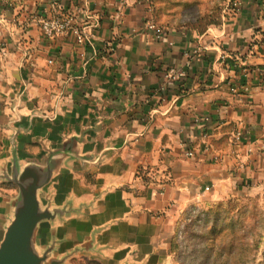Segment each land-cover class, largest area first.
I'll return each mask as SVG.
<instances>
[{
  "label": "crops",
  "instance_id": "1",
  "mask_svg": "<svg viewBox=\"0 0 264 264\" xmlns=\"http://www.w3.org/2000/svg\"><path fill=\"white\" fill-rule=\"evenodd\" d=\"M241 1L238 11L226 12L227 3L222 25L204 34L169 29L162 38L146 29L148 1L91 0L86 45L42 34L36 17L48 0L0 9V167L11 157L10 125L21 128L22 161L87 132L79 149L92 161L63 165L47 188L57 206L87 205L56 222L67 239L61 253L96 233L101 253H82L88 259L172 264L170 241L188 206L264 194V0ZM237 65L249 72L237 83L241 97L231 91ZM171 69L186 76L172 80ZM2 186L0 208L17 196L5 198L11 189ZM52 228L41 225L43 245Z\"/></svg>",
  "mask_w": 264,
  "mask_h": 264
},
{
  "label": "water",
  "instance_id": "2",
  "mask_svg": "<svg viewBox=\"0 0 264 264\" xmlns=\"http://www.w3.org/2000/svg\"><path fill=\"white\" fill-rule=\"evenodd\" d=\"M20 119V117H19ZM11 157L0 167V181L13 184L18 194L10 203L0 208V264H68L82 253H101L92 240L61 253V245L67 241L59 238L55 224L64 222L73 214H81L86 204L76 207L73 200L57 206L54 194L47 189L63 165L71 162H91V156H81L79 146L86 143V134L68 137L55 148H46L47 154L41 159L22 161L17 135L20 129L10 125ZM50 222L51 241L43 245L40 229Z\"/></svg>",
  "mask_w": 264,
  "mask_h": 264
},
{
  "label": "trees",
  "instance_id": "3",
  "mask_svg": "<svg viewBox=\"0 0 264 264\" xmlns=\"http://www.w3.org/2000/svg\"><path fill=\"white\" fill-rule=\"evenodd\" d=\"M148 1L153 19L158 26L169 30L187 29L198 34L206 33L211 27L221 26L223 15L228 0H144ZM26 0H0V9L15 8L24 4ZM6 135L0 130V158L5 152ZM4 185V184H3ZM12 184L6 183L5 187ZM12 187V186H11ZM238 198H233L225 202L215 203L206 208L193 218L194 222H199V248L198 264H227L233 257V244L227 238L232 236L233 224H231L230 214L236 208ZM200 205V204H199ZM189 214V213H188ZM186 214V215H188ZM180 231V230H179ZM178 231V232H179ZM185 227L182 235L185 233ZM177 233L173 239V250L178 248ZM235 241L239 242V254L237 264L248 263L253 254V247L244 234ZM86 264H102L98 260L87 259Z\"/></svg>",
  "mask_w": 264,
  "mask_h": 264
},
{
  "label": "rangeland",
  "instance_id": "4",
  "mask_svg": "<svg viewBox=\"0 0 264 264\" xmlns=\"http://www.w3.org/2000/svg\"><path fill=\"white\" fill-rule=\"evenodd\" d=\"M234 2L235 0H232V3ZM238 2L241 3L239 5V8H241L243 2L241 0H238ZM6 183L7 182L1 183L0 187H3L2 184L5 185ZM11 186V195L9 196L4 193L3 195L5 198L9 197L8 199H10L11 196L14 197L17 195L18 190L16 186L13 184ZM1 192L3 191L1 190ZM233 198H238L239 201L236 204L234 211L230 214L231 224H233L234 227L233 232H228L232 233V236L228 237L227 241L232 242L234 248L232 251L233 257L228 260L227 264H237L240 244L235 240L238 237L241 238L244 234H246V237L251 245L255 247L249 262L244 264H264V194L255 192L229 197L224 200L203 201L201 203L188 206L182 213H180V218L176 222L175 232L170 241V251L173 261L172 264H198L199 257L197 254L200 238L197 232L199 231V222H194L193 218L201 212V209ZM184 227L186 231L182 235ZM177 233L179 234V238H177L176 241L178 248L173 250V239ZM62 251L63 253L65 252V250ZM87 259L88 258L85 254H80L70 260L68 264H86ZM216 264H220V262L216 260Z\"/></svg>",
  "mask_w": 264,
  "mask_h": 264
},
{
  "label": "built area",
  "instance_id": "5",
  "mask_svg": "<svg viewBox=\"0 0 264 264\" xmlns=\"http://www.w3.org/2000/svg\"><path fill=\"white\" fill-rule=\"evenodd\" d=\"M66 0H48L47 6L43 9L42 13H39L36 17V24L41 30L42 34L47 38L56 37H68L74 35L79 44L86 45L91 44L94 33V25H87L91 17V0H84L83 5L77 6L74 11H66L64 8V2ZM232 2V1H231ZM226 7V12H229L230 8L232 11L239 10V5L241 3L235 1V3ZM146 29L156 32L159 37H166L167 30L158 26L153 19H149L146 23ZM235 70H240V73H236L232 78L231 91L237 96L241 97L242 92L237 83L241 81L242 76H247L249 74L247 67L244 65L235 66ZM170 79H180L186 76L185 70L171 69L168 72ZM244 99V97H242ZM232 143L234 146L241 144L243 133L239 126H235L231 130ZM187 157H193L194 152L188 151L186 153Z\"/></svg>",
  "mask_w": 264,
  "mask_h": 264
}]
</instances>
